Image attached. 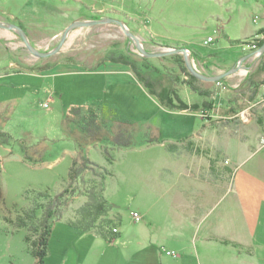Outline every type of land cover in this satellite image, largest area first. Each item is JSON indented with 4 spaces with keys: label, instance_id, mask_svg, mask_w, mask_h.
I'll return each instance as SVG.
<instances>
[{
    "label": "rangeland",
    "instance_id": "1",
    "mask_svg": "<svg viewBox=\"0 0 264 264\" xmlns=\"http://www.w3.org/2000/svg\"><path fill=\"white\" fill-rule=\"evenodd\" d=\"M108 19L124 23L125 28L117 23L77 28L61 51L48 58L30 53L17 32L0 28V131L10 135L0 138L5 141L0 145V264L35 263L24 241L25 232L13 233L5 218H15V209L26 207L24 193L29 190L58 195L65 188L78 150L79 128L68 125L71 107L103 105L136 127L132 148L115 150L101 143L86 151L93 165L84 181L107 180L105 197L114 205L113 214L120 217L122 230L137 224L132 222L133 212L143 218L159 201L149 192L162 189V168L172 169L176 178L182 171L184 162L169 157L161 144L144 143L159 131L164 143L190 140L194 147L185 146L192 152L198 148L200 159H210L225 177L230 175L227 161L237 159L236 144L264 146V88L257 102L237 117L226 118L216 111L206 122L202 113L163 108L130 66L115 62L122 57L157 79L177 76L183 81L184 55L174 51L187 49L196 70L208 77L240 66L235 79L221 80L239 85L264 60L256 53L258 42L264 39L259 37L264 0H0V22L20 26L42 53L57 48L70 25ZM128 34L137 37L147 53L167 55H143ZM209 36L216 41L205 46L203 40ZM200 81L197 85L204 89H215L224 97L231 94L224 90V83ZM182 92L186 103L202 106L203 98L187 88ZM51 95L54 99L45 108ZM23 140L35 146L34 157L41 156L44 163L25 164ZM228 144L231 149L224 154ZM203 163L206 168L205 159ZM85 201L80 197L71 202L55 226L46 264H123L129 246L103 239L96 243L93 237L82 239L68 229L67 216ZM253 256L251 264H264V248Z\"/></svg>",
    "mask_w": 264,
    "mask_h": 264
},
{
    "label": "crops",
    "instance_id": "2",
    "mask_svg": "<svg viewBox=\"0 0 264 264\" xmlns=\"http://www.w3.org/2000/svg\"><path fill=\"white\" fill-rule=\"evenodd\" d=\"M259 37L263 39L264 35ZM259 65L253 66L250 74ZM235 74L226 79H235ZM239 85L224 83V90L232 93ZM223 95L216 92L215 104L219 108L227 104L229 95ZM232 144L225 146L224 154ZM236 145L237 159L233 162L228 157L230 168L226 170L230 175L225 177L218 174L210 159H200L197 152L174 157L167 152L165 143L161 144L169 157L184 165L177 178L172 169L162 168V189L149 192L159 201L149 207L141 222L132 218L135 226L118 228L120 238L110 243L120 241L129 246L123 264H251L257 249L264 248V146ZM73 233L82 239L93 237L96 243L101 240L94 233ZM167 252H175L176 257Z\"/></svg>",
    "mask_w": 264,
    "mask_h": 264
},
{
    "label": "trees",
    "instance_id": "3",
    "mask_svg": "<svg viewBox=\"0 0 264 264\" xmlns=\"http://www.w3.org/2000/svg\"><path fill=\"white\" fill-rule=\"evenodd\" d=\"M259 33L264 35V30H260ZM263 45L264 39L258 42L257 47L260 48ZM197 56L196 59L199 60L200 56ZM115 62L130 66L147 92L168 110L198 113L201 111L210 116L215 115L216 111H221L223 117L235 118L257 102L260 90L264 86V62L261 61L254 72L246 76L237 88L231 90L232 93L229 94L224 108H219L215 104V89H204L198 86L197 83L201 81L184 67L185 80L180 81L177 76L166 80L155 78L151 71H144L122 57ZM219 84H222V81ZM184 88L203 98L202 106L186 103L181 96ZM209 119L210 117H207L206 122ZM68 125L79 128V135L75 137L78 151L63 191L58 195H52L48 190H29L24 193L26 207L15 209V218H5L13 233L25 232L24 241L28 252L35 259L34 264H46L56 224L64 219L69 204L80 197L85 198L86 201L67 216L64 221L66 225L80 234L94 233L107 242H113L119 236L113 230L121 225V219L113 214L114 205L110 204L105 197L107 180L101 177L100 182L84 181V176L91 171L93 165L86 151L92 145L101 143H108L115 150L132 148L136 127L134 123L122 119L112 108L108 109L103 105L71 107L68 111ZM9 137L8 133L0 131V138ZM162 142L160 131L157 136L144 141L146 145H160ZM186 143H191L190 145L194 147L190 140H183L181 144L165 143V147L174 157L188 152L194 153L191 148L185 146ZM0 144L5 145V141H0ZM20 146L25 162L30 164L45 162L41 156L34 157L35 146L27 144L26 140L20 142ZM195 150L198 152V148ZM106 157L111 156L107 154Z\"/></svg>",
    "mask_w": 264,
    "mask_h": 264
},
{
    "label": "water",
    "instance_id": "4",
    "mask_svg": "<svg viewBox=\"0 0 264 264\" xmlns=\"http://www.w3.org/2000/svg\"><path fill=\"white\" fill-rule=\"evenodd\" d=\"M105 23H117L122 28H125L124 27V23H122L120 21H117V20H113V19H108V20H105V21H98V22H76V23L70 25L66 29V31H65V33L63 35V38H62L60 44L57 46V48H55L54 50H52L50 52H47V53H42V52L38 51L36 48H34L32 46V44H31L26 32L20 26L14 25V24H5V23L0 22V28L5 29V30H9V31L17 32V34L22 38L25 46H27V49L29 50L30 53H32L33 55H35V56H37L39 58H48V57H51V56H54V55L58 54L61 51V49L64 46L69 34H71V32L74 31L75 29L81 28V27H90V26L100 25V24H105ZM128 36L130 38H132L135 42H137V47H138L139 51L145 56L153 58V57H162V56L167 55V54H163V53L162 54H150V53H147L143 49L142 44L137 39V37H135L133 35H130V34H128ZM174 52L179 53V54H183L188 71L193 76L198 78L199 80H202V81H205V82L218 83L222 79L227 78V77L231 76L232 74L237 73L240 70V66H238V67H236V68H234V69H232V70H230V71H228V72H226V73H224L222 75H219V76H216V77H208V76L200 74L196 70V68L194 67V65H193V63H192V61L190 59V56L188 54L189 52H188L187 49H179L177 51L175 50ZM256 53H259L260 55H264V45L262 47H260L259 50ZM256 53H253V54H251L249 56H246L245 58L242 59L241 62H243L246 59H249L250 57H252Z\"/></svg>",
    "mask_w": 264,
    "mask_h": 264
},
{
    "label": "built area",
    "instance_id": "5",
    "mask_svg": "<svg viewBox=\"0 0 264 264\" xmlns=\"http://www.w3.org/2000/svg\"><path fill=\"white\" fill-rule=\"evenodd\" d=\"M257 19H258V17L255 18V21H257ZM203 41H204L203 44H204L205 46H210V45L213 44L214 41H216V40H215L214 37H207V38H206L205 40H203ZM259 56H261V55L259 54ZM262 56H264V55H262ZM262 88H264V86H263ZM45 93L47 94V91H45ZM53 99H54L53 95L49 96L48 101L44 104V107H45V108H48V107L50 106V104L52 103ZM202 114H203V118H207V117H209V115H207V114H205V113H202ZM132 217L134 218L135 222H137V223H139V222L142 221V217H141V215H140L139 213H137V212H133V213H132ZM113 231H114V233H116V234L119 232L117 228L114 229ZM167 255H168V256H171V257H176V253H175V252H167Z\"/></svg>",
    "mask_w": 264,
    "mask_h": 264
}]
</instances>
